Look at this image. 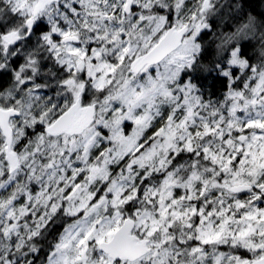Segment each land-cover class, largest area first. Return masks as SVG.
<instances>
[{
  "label": "snow or ice",
  "instance_id": "1",
  "mask_svg": "<svg viewBox=\"0 0 264 264\" xmlns=\"http://www.w3.org/2000/svg\"><path fill=\"white\" fill-rule=\"evenodd\" d=\"M0 264H264V0H0Z\"/></svg>",
  "mask_w": 264,
  "mask_h": 264
}]
</instances>
